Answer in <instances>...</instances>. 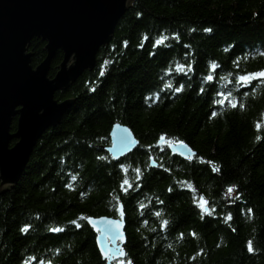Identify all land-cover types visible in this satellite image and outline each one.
<instances>
[{"label":"trees","instance_id":"1","mask_svg":"<svg viewBox=\"0 0 264 264\" xmlns=\"http://www.w3.org/2000/svg\"><path fill=\"white\" fill-rule=\"evenodd\" d=\"M44 46L30 42L33 68ZM262 52L264 0H134L95 67L55 93L74 105L0 195V264H105L86 219L119 206L125 264H264V80H238L264 69ZM115 123L138 141L117 161L104 151Z\"/></svg>","mask_w":264,"mask_h":264},{"label":"water","instance_id":"2","mask_svg":"<svg viewBox=\"0 0 264 264\" xmlns=\"http://www.w3.org/2000/svg\"><path fill=\"white\" fill-rule=\"evenodd\" d=\"M133 1L0 0V195L17 185L38 140L58 125L74 105L75 99L56 101L55 93L66 90L85 71L95 67L99 49L110 43L118 22ZM33 39L45 44L46 54L35 68L31 65L33 54L28 50ZM57 52L62 53L63 60L54 77L49 78ZM15 119L17 128L12 133ZM109 138L110 145L104 151L114 160L129 155L138 146L131 130L119 123L112 125ZM167 148L185 161L196 155L183 142L169 143ZM150 166L155 168L157 164L151 161ZM200 201L206 203L203 197ZM203 210L208 211V207ZM118 212V218L86 219L87 226L96 234V248L103 259L102 248L112 252L120 249L125 254V216L121 206ZM107 221H112V225ZM106 228L109 231L105 232ZM115 261L118 259L113 257L106 264Z\"/></svg>","mask_w":264,"mask_h":264},{"label":"snow or ice","instance_id":"3","mask_svg":"<svg viewBox=\"0 0 264 264\" xmlns=\"http://www.w3.org/2000/svg\"><path fill=\"white\" fill-rule=\"evenodd\" d=\"M206 32H210L211 29H205ZM163 37L158 40L156 43L157 45H159L160 43L163 42ZM261 55H264V52L260 53ZM214 70V69H213ZM260 78H264V71H261V72H258V73H249V74H246V75H242L240 77H238V80L239 82H241L242 84L246 85L247 83L251 82V80L253 79H260ZM207 79H211V77H208ZM176 91H182V87L181 88H178L176 89ZM232 107H236L235 103L232 104ZM259 127V126H258ZM166 138L164 136H161L160 137V140L163 141L165 140ZM126 143V141H125ZM181 147H184L183 144L180 145ZM100 159H103V157H100ZM125 183H127V181H125ZM123 188V186H122ZM229 192H232L233 189L232 188H229L228 189ZM249 212H251V210L249 209ZM157 215H159V213H157ZM228 219H231V217L229 216ZM89 222L91 223V220H89ZM112 221H107V224L109 226L112 225ZM166 224L167 222H165L162 227H166ZM79 226V225H77ZM118 227V226H117ZM21 231H27V226L22 229ZM51 231H54V232H60V231H63V229H59V228H55V229H51ZM109 231L108 228L105 229V232ZM192 235H195V233H193ZM249 251L251 252L252 251V247H251V243H249ZM101 254L103 255L104 259L105 260H111L113 259V257H116L118 260H119V264H125V261L120 259V257H123L125 254L122 252V250L120 249H117L116 252H112L110 251L109 249H104L102 248L101 249ZM30 259H34V258H30ZM27 264V262H26ZM127 264H131V262H127Z\"/></svg>","mask_w":264,"mask_h":264},{"label":"bare ground","instance_id":"4","mask_svg":"<svg viewBox=\"0 0 264 264\" xmlns=\"http://www.w3.org/2000/svg\"><path fill=\"white\" fill-rule=\"evenodd\" d=\"M100 217H107V216H100ZM109 218V217H108Z\"/></svg>","mask_w":264,"mask_h":264},{"label":"rangeland","instance_id":"5","mask_svg":"<svg viewBox=\"0 0 264 264\" xmlns=\"http://www.w3.org/2000/svg\"><path fill=\"white\" fill-rule=\"evenodd\" d=\"M135 137V136H134Z\"/></svg>","mask_w":264,"mask_h":264}]
</instances>
